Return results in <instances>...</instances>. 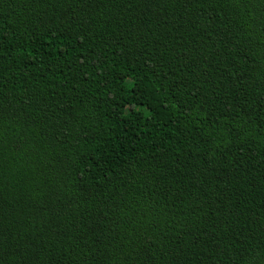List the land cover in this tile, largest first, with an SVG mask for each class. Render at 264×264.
I'll return each instance as SVG.
<instances>
[{
    "label": "trees",
    "instance_id": "16d2710c",
    "mask_svg": "<svg viewBox=\"0 0 264 264\" xmlns=\"http://www.w3.org/2000/svg\"><path fill=\"white\" fill-rule=\"evenodd\" d=\"M0 264H264V0H0Z\"/></svg>",
    "mask_w": 264,
    "mask_h": 264
}]
</instances>
